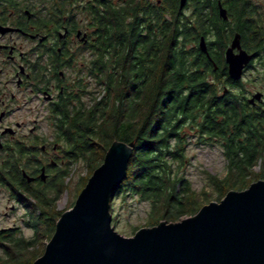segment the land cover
I'll return each instance as SVG.
<instances>
[{
	"label": "trees",
	"instance_id": "1",
	"mask_svg": "<svg viewBox=\"0 0 264 264\" xmlns=\"http://www.w3.org/2000/svg\"><path fill=\"white\" fill-rule=\"evenodd\" d=\"M147 3L129 0L97 18L91 72L78 79L52 116L66 163L29 207L38 229L34 236L0 238L5 254L0 264H32L44 253L64 212L56 204L74 166L83 161L88 169L79 194L116 140L134 143V150L127 176L113 195L148 202L150 226L194 216L205 205L173 166L185 160L186 127L197 132L199 141L223 147L227 175L210 177L218 199L264 178V106L249 103L242 80L215 71L195 46L198 30L216 26L212 12L194 26ZM254 39L260 42L258 35Z\"/></svg>",
	"mask_w": 264,
	"mask_h": 264
},
{
	"label": "flooded vegetation",
	"instance_id": "2",
	"mask_svg": "<svg viewBox=\"0 0 264 264\" xmlns=\"http://www.w3.org/2000/svg\"><path fill=\"white\" fill-rule=\"evenodd\" d=\"M128 1L0 0V200L8 203L0 215L23 211L20 223L0 227V238L21 235L18 225L23 223L33 233L38 230L29 207L39 202L66 163L54 108L91 72L97 18ZM149 1L147 6L167 12L172 20L194 26L212 12L217 24L198 30L195 46L215 71L230 78L227 51L235 38L241 48L234 54L240 49L253 54L244 74L264 71V0H186L182 7L181 0ZM201 39L208 53L201 49ZM254 105L264 106V95Z\"/></svg>",
	"mask_w": 264,
	"mask_h": 264
},
{
	"label": "water",
	"instance_id": "3",
	"mask_svg": "<svg viewBox=\"0 0 264 264\" xmlns=\"http://www.w3.org/2000/svg\"><path fill=\"white\" fill-rule=\"evenodd\" d=\"M186 0H181V7ZM200 47L208 53L206 42ZM235 38L227 51L229 76L243 78L253 58ZM256 92L255 104L263 98ZM134 143L116 140L65 210L44 253L32 264H264V179L247 189L230 190L199 212L177 222L161 221L126 237L112 225L111 200L127 176ZM44 173V171H43ZM43 179L45 176L43 175Z\"/></svg>",
	"mask_w": 264,
	"mask_h": 264
},
{
	"label": "rangeland",
	"instance_id": "4",
	"mask_svg": "<svg viewBox=\"0 0 264 264\" xmlns=\"http://www.w3.org/2000/svg\"><path fill=\"white\" fill-rule=\"evenodd\" d=\"M242 82L243 91H245L248 97H251V94L257 91L264 92V71H262L261 68L256 71H248L244 74ZM94 88H96L95 83L92 82L90 90H94ZM236 91H239V89ZM47 133L48 140H51L48 128ZM196 134L197 132L192 128H185V136H188L185 153L186 157L181 165L177 164V162L173 163L174 170L178 171L179 176H182L191 183L192 189L196 192L198 199L201 200L202 203L208 204L211 201H221L217 197L216 189L210 184V177L214 176L219 179L224 178L228 172V160L225 157L223 147L219 143L199 141ZM255 170L261 173L263 168L258 166ZM87 172V166L83 161H79V163L74 166L71 175L67 179V189L57 200L56 206L58 210L65 211L72 208L78 197L81 182L87 175ZM56 187L58 188L59 184ZM53 190H55V188ZM111 201V213L113 216L112 225L120 234L126 237H132L139 229L150 226L151 208L148 202L139 201V199H136V197L131 194H128L126 197L122 195H113ZM4 202L6 203H2V200H0V209L3 211L4 204H8L7 200H4ZM22 213L23 211L17 210L14 215H10L8 218L2 217L3 214L0 215V227L12 224L13 222L20 223L19 218L23 215ZM184 218H187V216H181L176 221H180ZM18 226L22 227L23 231L21 235L26 238H32L34 236L32 230L25 227L24 223ZM45 242L47 244L49 241ZM0 255L5 256L2 250H0Z\"/></svg>",
	"mask_w": 264,
	"mask_h": 264
}]
</instances>
